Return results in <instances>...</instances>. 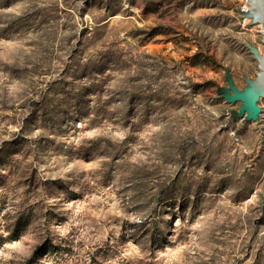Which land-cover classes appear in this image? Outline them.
<instances>
[{
    "label": "rangeland",
    "instance_id": "rangeland-1",
    "mask_svg": "<svg viewBox=\"0 0 264 264\" xmlns=\"http://www.w3.org/2000/svg\"><path fill=\"white\" fill-rule=\"evenodd\" d=\"M242 1L0 0V264H264Z\"/></svg>",
    "mask_w": 264,
    "mask_h": 264
},
{
    "label": "water",
    "instance_id": "water-1",
    "mask_svg": "<svg viewBox=\"0 0 264 264\" xmlns=\"http://www.w3.org/2000/svg\"><path fill=\"white\" fill-rule=\"evenodd\" d=\"M234 18L246 26L264 25V0H243L239 7L233 10ZM249 53L258 58V71L253 79H246L245 85L238 89L233 82L229 68H224V79L226 86L217 90L216 94L227 104L238 103V109L231 111V117L238 119L243 123H256L260 121L262 109L259 105L260 100L264 99V87L259 84L253 87L254 80L262 74L261 59L259 52L253 46H246ZM256 61V60H255ZM257 62V61H256Z\"/></svg>",
    "mask_w": 264,
    "mask_h": 264
},
{
    "label": "trees",
    "instance_id": "trees-1",
    "mask_svg": "<svg viewBox=\"0 0 264 264\" xmlns=\"http://www.w3.org/2000/svg\"><path fill=\"white\" fill-rule=\"evenodd\" d=\"M42 255H45L43 258L44 260H42L40 257ZM56 255H57V252L55 251V248H53L51 245H48L47 247H44L42 251H40L39 253H34L30 257V259L25 262V264H59L54 259ZM37 256L39 258H37ZM50 258H53V259L50 260Z\"/></svg>",
    "mask_w": 264,
    "mask_h": 264
},
{
    "label": "bare ground",
    "instance_id": "bare-ground-1",
    "mask_svg": "<svg viewBox=\"0 0 264 264\" xmlns=\"http://www.w3.org/2000/svg\"><path fill=\"white\" fill-rule=\"evenodd\" d=\"M263 36H264V33H263ZM259 58L261 59V62H262L261 68H262L263 74L259 77L258 81L255 82L254 85H252L253 87L255 86V87H258V88L260 87V86H258L259 84H262V87H264V59H262V57L260 55H259ZM255 59L258 62V58H255Z\"/></svg>",
    "mask_w": 264,
    "mask_h": 264
}]
</instances>
